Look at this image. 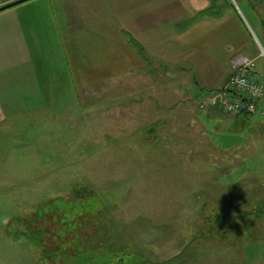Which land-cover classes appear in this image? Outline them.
<instances>
[{
  "label": "rangeland",
  "instance_id": "374dc122",
  "mask_svg": "<svg viewBox=\"0 0 264 264\" xmlns=\"http://www.w3.org/2000/svg\"><path fill=\"white\" fill-rule=\"evenodd\" d=\"M210 2L204 15L229 19L226 47L238 36L245 45L253 43L260 51L253 63L264 77V0ZM209 45L217 54L218 41ZM203 64L180 78L176 66H160L165 105L175 95L184 98L191 80L208 70ZM118 84L124 81L83 88L69 101L71 109L57 104L0 125V264H129L123 258L131 255L137 264H171L178 260L174 242L180 248L194 244L183 255L194 260L206 233L264 231V220L258 228L251 214L236 217L237 209L252 206L236 204V197L251 202L258 190L264 196L260 107L233 116L198 103L194 124H166L159 136L120 118L129 96L122 87L114 99ZM114 100L119 117L113 115ZM226 199L229 212L221 214L216 209ZM259 207L264 210V203ZM173 231L186 235L174 240ZM227 240L225 248L235 246ZM212 241V253L218 252L219 236ZM242 241L247 254L251 248L264 251V239ZM213 254L211 264L220 257Z\"/></svg>",
  "mask_w": 264,
  "mask_h": 264
},
{
  "label": "crops",
  "instance_id": "0c3cea01",
  "mask_svg": "<svg viewBox=\"0 0 264 264\" xmlns=\"http://www.w3.org/2000/svg\"><path fill=\"white\" fill-rule=\"evenodd\" d=\"M18 1L0 0V125L20 122L31 111L57 104L71 109L69 101L76 100L83 88L122 80L124 84L113 90L114 99L122 87L129 96L120 118L127 119V125L144 126L148 134L163 136L166 124L186 119L187 124H194V108L200 111L198 100L226 85L239 58L255 63L253 56L260 53L253 43L245 45L240 36L232 37L234 46L226 47L223 34L229 19L204 15L210 0H26L15 4ZM236 22L242 23L239 15ZM212 39L219 45L216 56L211 54ZM165 63L178 68V78L203 63L209 68L191 80L183 99L175 95L177 100L168 106L160 70ZM149 77L156 79L153 82ZM112 107L113 115L119 117L115 100ZM259 109L264 114V103ZM260 195L258 190L251 202L236 197V204H252L245 211L244 206L237 209V219H248L243 218L247 212L260 221L256 225L260 227L264 220V210L259 207L264 196L262 201ZM226 200L216 209L221 214L229 212ZM241 232L245 235L206 233L194 260L192 255L183 256L194 244L180 248L174 242L178 260L171 264H211L213 253H220L214 264H264V251L251 248L247 254L242 241L259 242L264 231ZM173 233L174 240L186 235V231ZM213 235L219 236V249L212 253ZM228 238L235 246L224 247Z\"/></svg>",
  "mask_w": 264,
  "mask_h": 264
},
{
  "label": "built area",
  "instance_id": "2783aa9c",
  "mask_svg": "<svg viewBox=\"0 0 264 264\" xmlns=\"http://www.w3.org/2000/svg\"><path fill=\"white\" fill-rule=\"evenodd\" d=\"M258 75L252 60L239 58L226 85L198 100L200 107L219 109L233 116L256 112L264 103V77Z\"/></svg>",
  "mask_w": 264,
  "mask_h": 264
},
{
  "label": "trees",
  "instance_id": "16d2710c",
  "mask_svg": "<svg viewBox=\"0 0 264 264\" xmlns=\"http://www.w3.org/2000/svg\"><path fill=\"white\" fill-rule=\"evenodd\" d=\"M23 1H26V0H20V1H18V2H16L15 4H18V3H20V2H23ZM216 89H213V90H210L211 92H210V94L213 92V91H215ZM218 90V89H217ZM247 115V114H246ZM58 220H59V218H57ZM56 219V220H57ZM41 220L43 221V220H45V218H41ZM56 220H53V224H54V222H56ZM60 221V220H59ZM38 222H40V220H38ZM51 230H53V227L51 226ZM131 259L129 260V258L128 257H125V258H123V259H125V261H126V259L128 260V261H130V263L129 264H137V262L135 261V259H134V255H131ZM123 259H120V262H122L123 261ZM133 259V260H132ZM133 261V262H132ZM139 263H141V261L139 260V262H138V264Z\"/></svg>",
  "mask_w": 264,
  "mask_h": 264
}]
</instances>
